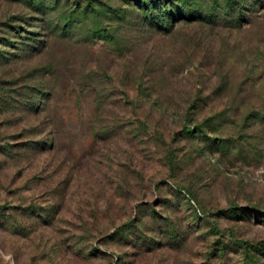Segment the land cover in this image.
Returning <instances> with one entry per match:
<instances>
[{
    "label": "rangeland",
    "instance_id": "rangeland-1",
    "mask_svg": "<svg viewBox=\"0 0 264 264\" xmlns=\"http://www.w3.org/2000/svg\"><path fill=\"white\" fill-rule=\"evenodd\" d=\"M224 1L0 0V264H264V0Z\"/></svg>",
    "mask_w": 264,
    "mask_h": 264
},
{
    "label": "trees",
    "instance_id": "trees-1",
    "mask_svg": "<svg viewBox=\"0 0 264 264\" xmlns=\"http://www.w3.org/2000/svg\"><path fill=\"white\" fill-rule=\"evenodd\" d=\"M147 1L153 6V8L157 9L153 15L155 19L158 18L159 20L164 21L163 25L165 24L166 26L169 27L173 23L181 22V21L194 22V23H208L210 22L211 19V18H205L206 15H204L201 12L200 10L201 8L198 6L200 3L196 2V0H147ZM136 2L141 6L143 5V7L145 5L143 2H141V0H136ZM224 2L225 3L222 7L227 8L229 1L225 0ZM149 6L150 5L146 4L147 9L149 8ZM220 7L221 5L219 6V8ZM148 10L150 11V9ZM148 15L149 14L147 13L145 16ZM145 16H144V21L146 19L147 20L146 22L149 23L148 20L149 18ZM61 20L63 23H65L67 21V17L61 16ZM234 20L236 22H239L241 21V18L235 17Z\"/></svg>",
    "mask_w": 264,
    "mask_h": 264
}]
</instances>
